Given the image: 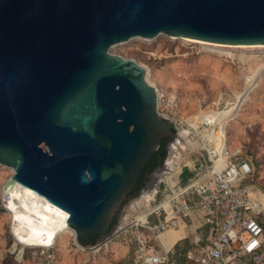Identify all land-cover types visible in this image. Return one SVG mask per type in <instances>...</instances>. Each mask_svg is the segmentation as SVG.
<instances>
[{
  "label": "water",
  "instance_id": "1",
  "mask_svg": "<svg viewBox=\"0 0 264 264\" xmlns=\"http://www.w3.org/2000/svg\"><path fill=\"white\" fill-rule=\"evenodd\" d=\"M161 33L264 44V0H0V163L15 169L4 188L20 205L66 211L83 246L112 237L145 165L176 134L147 69L110 52Z\"/></svg>",
  "mask_w": 264,
  "mask_h": 264
},
{
  "label": "built area",
  "instance_id": "2",
  "mask_svg": "<svg viewBox=\"0 0 264 264\" xmlns=\"http://www.w3.org/2000/svg\"><path fill=\"white\" fill-rule=\"evenodd\" d=\"M208 51L219 53L234 65L244 86L248 78H264V45ZM258 87L259 82L253 91ZM157 92L158 112L173 122L176 133L169 145L181 157L177 165L161 166L167 175L152 186L146 216L126 228L124 223L117 225L108 242L118 239L132 264H264V189L254 182L253 158L242 144L231 146L228 138L220 139L215 134L217 126L199 116L226 109H220V103L227 98V91L220 93L211 109L204 105L207 96L201 97L199 111L190 117L185 115L177 93L161 88ZM211 126L214 131L205 133ZM1 165L9 169V175L1 184L0 208L11 218V194L4 185L15 169ZM142 207L140 200L134 201L128 218L140 217ZM180 228L184 233L191 230L181 237L189 236L191 243L183 263L175 256V244L167 249L162 242L165 233ZM56 246L22 245L20 257L28 249L32 258L45 257L53 264Z\"/></svg>",
  "mask_w": 264,
  "mask_h": 264
},
{
  "label": "rangeland",
  "instance_id": "3",
  "mask_svg": "<svg viewBox=\"0 0 264 264\" xmlns=\"http://www.w3.org/2000/svg\"><path fill=\"white\" fill-rule=\"evenodd\" d=\"M204 43L161 33L150 39L134 37L127 42L113 45L110 52L136 59L145 66L151 82L161 89L177 93L185 115L190 117L199 111L201 97L207 96L204 105H210L208 107L211 109L213 101H218L220 93L227 91V98L220 103V109H224L226 106H230L231 98L234 101L235 94L244 88V81L239 70L224 56L208 51L206 45H203ZM207 45L210 48L214 46L213 44ZM253 88H249L250 90L246 92L248 99L244 97L241 102L226 110L225 114L222 111L213 112L211 120L216 123L217 129L220 131L218 120L221 116L231 115L226 129L229 143L231 146L242 144L246 152L252 156L256 167L254 182L264 189V79L259 83L257 89L253 91ZM180 157V152L170 144L167 159L162 166L165 163H167L166 166L177 165ZM8 175L9 169L0 164V188ZM165 175L167 172L161 169L158 180L165 178ZM186 175L187 172L184 175V180ZM148 193L152 194V187L145 195ZM145 195L132 198L121 207L118 211L116 225L123 224L124 218L130 216L134 201L140 200L141 205H144L143 196ZM125 226L124 223L123 227ZM190 231L186 230L184 233L182 228L177 234L182 237L184 234H189ZM145 233L148 234V231ZM178 236L171 232L169 238L176 242ZM162 240L166 243L165 236L162 237ZM187 240L190 241L189 236L183 241ZM57 242V259L53 264H131V256L126 253L118 239L107 241L101 246L102 248L95 250L80 248L71 232L63 234ZM100 242L101 237L96 243L85 246L92 248ZM151 242L154 241L151 239ZM184 242H182L183 245ZM14 243H16V237L12 232L11 218L0 208V264H50L45 257L32 258L28 249L25 250L24 256L20 257L19 250L22 245L17 243L15 248ZM174 252L177 256L175 247Z\"/></svg>",
  "mask_w": 264,
  "mask_h": 264
},
{
  "label": "bare ground",
  "instance_id": "4",
  "mask_svg": "<svg viewBox=\"0 0 264 264\" xmlns=\"http://www.w3.org/2000/svg\"><path fill=\"white\" fill-rule=\"evenodd\" d=\"M202 43L207 42L204 40H197ZM211 41H208L207 43H204L203 45H206L207 48H210L207 44H213L214 46L210 49H222L226 47H256V46H263L264 44H250V45H242V44H226V43H219V42H213L210 43ZM215 47V48H214ZM145 67V66H144ZM146 68V67H145ZM147 69V68H146ZM147 78L148 77V71H147ZM264 78H260V75L253 76L251 78H248L247 84L244 86V88L235 94V99L230 103V106L227 107L226 109L222 110V112L225 114L226 110H229L237 104L238 102H241L244 97L248 99V94L246 92L250 90L249 88H253L258 82L261 83V80ZM151 82V80L149 79ZM153 85L159 89L156 84L151 82ZM246 94V96H245ZM232 100V98H231ZM213 112L214 110H211L210 112L206 113H200L199 116L201 120L207 124H215L213 119ZM219 112V111H218ZM231 119V115H224L221 116V118L218 120L219 121V128L220 131L215 133L220 139L228 138L227 134V126H228V121ZM208 130L204 131L205 133H209L211 131H214L213 126L207 128ZM172 176L168 178V180H171ZM10 193V192H9ZM12 193V192H11ZM10 193V194H11ZM148 193L147 195L143 196V200H145L143 207L141 208L142 210L140 211V214L138 218H124V223L126 224L125 227L129 225H132L134 223H137L142 217L146 216V212L148 209L151 208L149 204V199L152 197V194ZM15 196V195H14ZM22 196V195H20ZM22 199V205L14 202L13 200V195L11 194V206H14V211L11 213V227H12V232H14L15 237H16V243H14V246L16 248L17 243H20L21 245H38V246H49L52 244H57L58 240L60 237L67 233L71 232L74 234L75 240L77 242V245L82 248V249H99L101 246H103L109 239H107L105 242L98 244L97 246H94L92 248H87L86 246L81 245L77 239H76V232L75 230L70 227L67 223V218H68V213L64 211L63 209L59 208L58 206H55L51 204L50 202L44 201V200H38V199H33L31 197H21ZM24 198V199H23ZM177 229L174 231H168L165 233L163 236L166 237V243L162 240L164 246L168 249L170 248L173 244L176 242L173 241L172 239L169 238V235L171 232L175 233L178 236V232L181 230ZM179 237V236H178ZM172 242V245H171ZM102 248V247H101ZM23 248L19 250V255L22 253ZM21 256V255H20Z\"/></svg>",
  "mask_w": 264,
  "mask_h": 264
},
{
  "label": "flooded vegetation",
  "instance_id": "5",
  "mask_svg": "<svg viewBox=\"0 0 264 264\" xmlns=\"http://www.w3.org/2000/svg\"><path fill=\"white\" fill-rule=\"evenodd\" d=\"M169 142L167 144L168 148H169ZM162 164L154 166V161H152L151 159L150 162L147 165H145L144 170L142 171L141 176L138 179V182L134 186L133 190L128 193L127 199L125 200L124 204L129 202L132 198H135L142 194L145 195L148 192V190L153 185H155L161 174ZM117 223H118V217L116 223L112 224V227L110 229L111 231L115 229Z\"/></svg>",
  "mask_w": 264,
  "mask_h": 264
},
{
  "label": "trees",
  "instance_id": "6",
  "mask_svg": "<svg viewBox=\"0 0 264 264\" xmlns=\"http://www.w3.org/2000/svg\"><path fill=\"white\" fill-rule=\"evenodd\" d=\"M170 139H171L170 137L164 138V140H163L162 144L160 145L159 149L157 150L156 154L152 157V161H154V166L160 165V164L164 163V161L166 160L168 153H169V148H168L167 144L170 141ZM116 221H117V218L115 219L113 224H115ZM100 237H101V234L95 233V234H92L90 237H88L87 241L89 244H94L100 239ZM185 239L186 238L181 239V237H178L177 242L174 246L177 249L178 261L181 263L184 262V256L183 255L191 247L190 241L187 240L186 242H184ZM182 242H184V245L182 244ZM131 264H132V259H131Z\"/></svg>",
  "mask_w": 264,
  "mask_h": 264
},
{
  "label": "crops",
  "instance_id": "7",
  "mask_svg": "<svg viewBox=\"0 0 264 264\" xmlns=\"http://www.w3.org/2000/svg\"><path fill=\"white\" fill-rule=\"evenodd\" d=\"M176 244V243H175Z\"/></svg>",
  "mask_w": 264,
  "mask_h": 264
}]
</instances>
